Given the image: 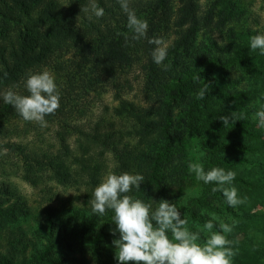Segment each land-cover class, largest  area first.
<instances>
[{
	"label": "trees",
	"instance_id": "16d2710c",
	"mask_svg": "<svg viewBox=\"0 0 264 264\" xmlns=\"http://www.w3.org/2000/svg\"><path fill=\"white\" fill-rule=\"evenodd\" d=\"M180 1L181 12L192 10L194 0ZM90 3L91 0H0V94L8 90L16 92V87L24 83L28 75L46 67L62 71L65 75L69 73L71 77L88 76L93 84L141 61L147 105L122 129L104 128L97 122L86 130L80 123L68 122L72 113L67 104L69 91L58 90L60 106L45 117L58 118L59 148L38 152L15 145L23 160V178L35 184L47 171L64 185L79 182L83 176L92 183L98 181L102 161L93 163V155L78 157L71 152L66 138L71 132H77L91 149L110 154L108 173L143 175L139 190L133 187L128 195L152 204L153 209L162 199L175 204L181 218L187 220L188 230L198 232L199 241L205 242L209 234L203 233L196 225L212 220L220 231L222 222L217 219L218 215L213 219L208 212L221 214L228 211L234 214L235 211L227 204L222 192L212 191L217 187L215 183L202 182L199 195L191 197L183 206L176 203L177 194L188 187L193 175L188 169L192 163L188 153L190 138L199 137L205 171L213 167L233 171L246 157L224 154L230 148H249L239 141L233 144L226 141L230 131L236 128L233 125L239 123L230 121V125L225 126L219 118L228 116L229 111L224 107L226 103H220L222 99L217 100L208 93L212 84L211 67L218 57L193 53V42L190 34L186 33L166 47L167 57L162 64L154 62V44L149 40L160 31L164 35L169 32L168 0H129V7L148 24L146 36L138 40L132 39L126 13L118 0H95L97 6L104 9V15L99 18L85 11ZM240 63L246 72H253L246 57L243 56ZM205 85L207 91L200 99L198 93ZM11 106L0 95V130L6 128ZM133 135L137 140L131 143L127 136ZM74 162H78L81 169L74 167ZM235 174L234 182L252 185L240 173ZM59 203H62L61 207L46 205L45 220L39 221L32 232V237L39 239L41 245L33 254L32 261L60 264L51 252L52 248L60 243L70 248L76 241L81 249L88 242L96 261L111 262L112 257L103 259L101 254L111 255L112 251L105 242L119 239L118 232L113 234L112 210H106L101 216L84 210H68L63 207L65 202ZM0 213L12 220L27 213L26 202L3 181H0ZM168 235L171 238V233ZM224 235L229 241H234L232 232ZM20 241L27 245L30 239L20 237ZM12 258L0 255V264H10ZM234 258L240 264H256L259 259L254 250H241ZM81 261L85 262L82 258Z\"/></svg>",
	"mask_w": 264,
	"mask_h": 264
},
{
	"label": "rangeland",
	"instance_id": "374dc122",
	"mask_svg": "<svg viewBox=\"0 0 264 264\" xmlns=\"http://www.w3.org/2000/svg\"><path fill=\"white\" fill-rule=\"evenodd\" d=\"M168 3L169 32L164 35L160 31L152 38L162 39L164 46L167 47L182 34L189 33L193 42V53L218 57L215 65L211 67L212 84L208 93L217 100L222 99L220 103L221 101L226 103L224 107L229 111L228 116L233 117L234 114L233 120L239 123L233 125L236 128L230 131L231 135L226 137V141L229 144L239 141L249 147L247 150L230 148L224 154L226 156L239 154L246 157V160L233 168V172L240 173L245 180L251 181L252 185L234 181L230 185H225L235 187L238 198L244 202L232 207L234 214L228 211L208 214L211 217L218 215L217 219L222 223L231 225L234 237V241L231 239V247L236 253L234 256L239 255L241 250H254L259 258L256 264H264V128L259 127L258 118L255 116L256 112L264 109V55L260 54L259 49L253 51L250 48V37L264 34V0H194L190 12L180 11L182 6L180 0H168ZM243 56L252 64V73L243 69L240 63ZM141 60H145L142 55ZM45 70L54 76L57 91H69L67 104L70 105L72 113L68 118L70 121H67L80 123L86 130L97 122L105 126L104 128L113 126L122 129L128 126L129 121L133 120V116L142 107L147 105L141 61L134 62L118 74L103 77L99 83L93 84L89 82L88 76L71 77V74L65 75L64 72L52 67L43 68L36 73ZM15 91L20 95H29L24 83L17 86ZM45 121L46 127L34 121H25L11 106L9 120L5 123L6 128L0 130V151L7 150L5 155H0V181L17 192L27 205L26 215H17L14 220L0 213V255L12 256L10 264H48L32 261L33 254L41 246L39 239L32 237V232L39 221L45 220L46 205L61 207L62 203L59 202L63 201L65 209L92 212L89 201L93 198V191L111 167L109 153L96 152L86 144L79 133L71 132L66 139L73 155L78 157L93 155L91 162L102 161L98 181L92 183L83 176L79 182L64 185L53 179L47 171L35 184L24 179L22 156L15 145L38 152L54 151L59 148L58 118L45 117ZM127 140L134 143L137 138L134 135L127 136ZM198 141L199 137L191 136L188 153L192 163L202 165L203 152ZM74 167L81 169L78 162H74ZM202 182L197 180L193 173L188 187L177 194L176 203L183 206L191 197L199 195ZM196 226L203 233L210 235L203 228L204 224L199 223ZM211 231L218 232L215 227ZM20 237H28L30 241L24 245ZM226 238L228 239V236ZM114 240L116 238L105 242L112 254L107 256L101 254L103 259L112 257L111 262L107 264H117ZM197 242L204 243L199 240ZM52 249L51 252L60 264H80L81 258L85 261L83 264H106L95 260L88 242L84 243L83 249L76 241L71 243L70 248L60 243ZM234 256L232 264H240Z\"/></svg>",
	"mask_w": 264,
	"mask_h": 264
},
{
	"label": "clouds",
	"instance_id": "9594fccd",
	"mask_svg": "<svg viewBox=\"0 0 264 264\" xmlns=\"http://www.w3.org/2000/svg\"><path fill=\"white\" fill-rule=\"evenodd\" d=\"M118 3L126 13L127 27L133 34L132 39L145 37L147 21L137 17L135 11L129 7V0H118ZM85 11H90L97 18L104 15V9L98 7L95 0H91ZM149 43L156 45L152 51L154 62L162 64L167 57L164 41L152 38ZM250 48L253 51L259 49L260 54L264 55V34L251 36ZM167 68L165 65L164 69ZM24 84L29 95H20L12 90L0 95L25 121H34L46 127L45 116L53 114L60 106L54 76L45 70L28 75ZM206 91L207 85L198 93V97L203 99ZM255 116L258 118L259 127L264 128V109L256 112ZM233 117L221 116L219 119L226 126L230 121L234 122ZM6 153V149L0 151V155ZM188 169L195 174L197 180L205 184L215 183L217 187L212 191L222 192L229 206L236 207L244 202L238 198L235 187H225L235 179V172H226L220 167L205 171L199 163H189ZM143 181L144 177L140 174L124 172L117 175L110 172L95 187L93 198L89 201L94 214L102 216L106 210L113 212V234L119 233V239L114 240L113 245L119 264H232V257L236 253L231 247L232 242L224 235L232 231L230 225L221 222L220 231L212 232L214 224L209 220L203 228L210 235L203 244L198 243L199 233L188 230L187 220L181 218L175 204L162 199L153 209L152 204L128 195L133 187L139 190Z\"/></svg>",
	"mask_w": 264,
	"mask_h": 264
}]
</instances>
